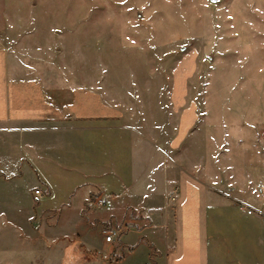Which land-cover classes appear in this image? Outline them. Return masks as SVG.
Instances as JSON below:
<instances>
[{
	"label": "rangeland",
	"instance_id": "374dc122",
	"mask_svg": "<svg viewBox=\"0 0 264 264\" xmlns=\"http://www.w3.org/2000/svg\"><path fill=\"white\" fill-rule=\"evenodd\" d=\"M0 12L13 57L49 84L115 103L121 119L232 196L230 216L247 218L238 204L264 214V0H0ZM5 130L0 264H164L170 223L162 237L142 229L152 222L138 209L121 205L109 217L106 198L89 195L91 176L115 160L102 147L108 132L88 133L95 144L68 163L53 156L48 173L47 158L35 157L39 180L27 158L36 149ZM227 219L211 221V264L220 251L236 264L238 228Z\"/></svg>",
	"mask_w": 264,
	"mask_h": 264
},
{
	"label": "crops",
	"instance_id": "0c3cea01",
	"mask_svg": "<svg viewBox=\"0 0 264 264\" xmlns=\"http://www.w3.org/2000/svg\"><path fill=\"white\" fill-rule=\"evenodd\" d=\"M6 24L0 20V129L5 127L19 141L27 140L36 149L33 157L27 158L39 180L41 165L35 157L47 158L48 173L53 156H58L61 164L68 163L71 158H79L78 150L82 152L95 144L92 136L87 138L88 133L108 132V141L102 147L108 149V154L112 152L115 160L108 161L110 170L91 176L95 179L89 195L94 192L106 198L110 203L109 217L117 216L121 205L138 209L152 222L142 229L160 228L162 237L170 223L172 241L167 245L164 264H211V221L221 228L227 218L238 228L236 237L241 246L237 248L236 264H264L262 212L249 214L238 204L247 218L241 221L230 216L228 205L233 206L232 196L217 192L216 186L197 176L194 164H178L177 156H170V149L165 150L162 140L149 139L127 118L122 120L115 103L103 101L98 92L82 86L49 84L46 73L36 74L30 64L8 51L3 37ZM41 137L44 143L38 141ZM174 150L171 151L175 153ZM126 161L127 171L121 168ZM215 209L218 212L212 215L210 212ZM220 254L221 251L217 261L223 264L225 257Z\"/></svg>",
	"mask_w": 264,
	"mask_h": 264
},
{
	"label": "built area",
	"instance_id": "2783aa9c",
	"mask_svg": "<svg viewBox=\"0 0 264 264\" xmlns=\"http://www.w3.org/2000/svg\"><path fill=\"white\" fill-rule=\"evenodd\" d=\"M175 190H176V189H174V191H175ZM35 193H37V194H39V195H42V194H41V189H39V188H36V189H35ZM98 201H99V203H101V204L104 202V200L101 199V198H99ZM240 208L246 210L247 213H249V214H252V213L254 212V209H252V208H250V207H248V206H246V205H241ZM114 236H115V233H114V232H108L107 235H106V239H107V241H112L113 238H114Z\"/></svg>",
	"mask_w": 264,
	"mask_h": 264
},
{
	"label": "trees",
	"instance_id": "16d2710c",
	"mask_svg": "<svg viewBox=\"0 0 264 264\" xmlns=\"http://www.w3.org/2000/svg\"><path fill=\"white\" fill-rule=\"evenodd\" d=\"M122 257H124V255H120V256H119V259H121Z\"/></svg>",
	"mask_w": 264,
	"mask_h": 264
},
{
	"label": "water",
	"instance_id": "95a60500",
	"mask_svg": "<svg viewBox=\"0 0 264 264\" xmlns=\"http://www.w3.org/2000/svg\"><path fill=\"white\" fill-rule=\"evenodd\" d=\"M211 1H216V0H211Z\"/></svg>",
	"mask_w": 264,
	"mask_h": 264
}]
</instances>
